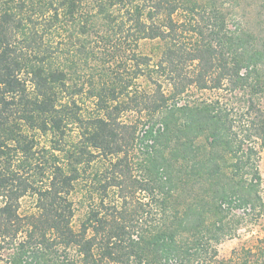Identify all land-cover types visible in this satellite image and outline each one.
<instances>
[{"label": "trees", "instance_id": "1", "mask_svg": "<svg viewBox=\"0 0 264 264\" xmlns=\"http://www.w3.org/2000/svg\"><path fill=\"white\" fill-rule=\"evenodd\" d=\"M261 151L264 0H0V264H264Z\"/></svg>", "mask_w": 264, "mask_h": 264}, {"label": "rangeland", "instance_id": "2", "mask_svg": "<svg viewBox=\"0 0 264 264\" xmlns=\"http://www.w3.org/2000/svg\"><path fill=\"white\" fill-rule=\"evenodd\" d=\"M66 42L61 43L60 49L66 50L70 48L69 46L65 45ZM152 48V43L151 42H141L139 51L143 52L144 54H149L150 50ZM68 56V55H67ZM62 64H66V57L65 54L61 58ZM94 65L90 64L88 65H83L79 63L78 61L76 62V69L78 70V74H73L71 71V77L74 82H84L86 81V76L89 73V68H93ZM98 68V67H97ZM101 71L100 67L95 70V76L98 74V72ZM80 78H79V77ZM98 77V76H97ZM80 80V81H79ZM138 87L139 89H144L147 87V84L142 81V79L138 80ZM194 95L196 96H204L206 98L210 97H215L216 94L212 92H196L194 91ZM85 97H82L81 99L83 100ZM88 103V100H85ZM132 116V115H131ZM126 118V117H125ZM133 118V117H132ZM39 141H40V147L44 146L46 144V139L38 136ZM259 170L262 175V178L264 179V151H261L260 153V160H259ZM262 190H263V195H264V180L262 183ZM83 194V195H82ZM82 194H77L76 195V202H80V205H77V211L75 218L73 220L74 226H77L81 219L83 218L86 210H87V202L88 200L84 199V196L86 193ZM85 194V195H84ZM82 203V204H81ZM33 205L34 202H31V198H25L21 202V214L30 212L33 210ZM257 221L253 226H248L245 227V229H240L235 237L231 239L225 240L220 246H219V255L222 259H229L233 255L234 252H240L243 249H249L256 251L257 247L256 245H261L260 247L264 246V217H261L260 219H257ZM262 263V260L260 261Z\"/></svg>", "mask_w": 264, "mask_h": 264}]
</instances>
